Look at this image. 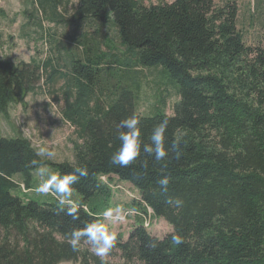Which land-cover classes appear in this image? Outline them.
I'll return each instance as SVG.
<instances>
[{
    "label": "trees",
    "instance_id": "obj_1",
    "mask_svg": "<svg viewBox=\"0 0 264 264\" xmlns=\"http://www.w3.org/2000/svg\"><path fill=\"white\" fill-rule=\"evenodd\" d=\"M60 1L48 0L44 8L54 12ZM75 16L110 22L122 56H89L85 47L83 58L63 64L65 72L52 65V57L41 63L0 57V119L35 90L43 70L48 83L65 79L62 116L81 140L74 142L72 161L56 163L37 156L28 138L6 137L0 129V264H101L86 241L74 251L69 239L74 228L101 222L111 199L103 176L131 183L139 192L135 207L142 214L151 209L172 226L159 238L138 222L126 240L118 237L106 264H264V44L245 43L236 1L78 0ZM59 60L61 55L54 61ZM155 67L165 68L178 84L173 115L136 109L135 70ZM123 70L129 71L125 80ZM104 90L109 95L102 99ZM133 114L140 117L144 143L168 120L167 158L155 161L142 152L128 167L111 164L120 145L117 125ZM33 160L60 175L87 167L88 176L73 185L81 198L78 220L66 215L67 205L56 196L25 199L16 192L17 176L31 188ZM164 175L167 193L157 183ZM174 234L182 237L181 245L171 242Z\"/></svg>",
    "mask_w": 264,
    "mask_h": 264
},
{
    "label": "rangeland",
    "instance_id": "obj_2",
    "mask_svg": "<svg viewBox=\"0 0 264 264\" xmlns=\"http://www.w3.org/2000/svg\"><path fill=\"white\" fill-rule=\"evenodd\" d=\"M171 1L143 0L145 4ZM225 1L227 0H217V3L222 4ZM234 1L238 5L237 26L244 36L245 43L264 44V0ZM47 2L48 0H0L1 58L25 62L34 59L41 63L52 57V65L59 68L58 71L65 72V66L69 67L73 59L84 57L85 47L90 48L89 56L96 52L122 56L123 46L110 22L99 25L90 19H75L78 0H61L54 12L49 7L44 8ZM82 43L84 44L81 46ZM60 55L61 60L56 63L54 60ZM50 71L51 68L48 69V72ZM135 71L139 81L136 94L137 111L143 115H154L158 112L173 115L174 105L180 98L179 87L168 71L163 67L137 68ZM122 72L125 73L122 77L125 80L129 71ZM44 73L47 72H40L41 79L35 90L27 94L22 104H11L7 116L0 119V129L6 137L28 138L37 150L42 146L48 147L54 153L51 157H44L49 161H72L74 142L80 143L81 140L75 126L62 116L65 106V79L60 78L48 83ZM103 94L102 99L107 97L109 92L104 90ZM46 166L51 173H56L52 167ZM33 176L30 189L24 187L19 176L15 177L20 185L16 190L18 194L25 199L42 200H50L51 195L55 196L38 193L36 187L42 181L37 171ZM102 179L108 181L111 188L108 208L122 206L127 212L125 220L121 222H108L101 216V222L107 224L110 231H115L117 237L126 240L138 222H142L151 235L159 238L172 231V226L163 218L154 216L151 209L147 208V213L142 214L140 209L135 207L139 192L131 183L121 181L117 176H103ZM72 200L77 204L81 200L74 190ZM113 260L118 261V258ZM58 264L79 263L64 261Z\"/></svg>",
    "mask_w": 264,
    "mask_h": 264
},
{
    "label": "clouds",
    "instance_id": "obj_3",
    "mask_svg": "<svg viewBox=\"0 0 264 264\" xmlns=\"http://www.w3.org/2000/svg\"><path fill=\"white\" fill-rule=\"evenodd\" d=\"M168 120L163 119L157 124L151 135L150 143H144L141 137L140 117L133 114L122 119L117 128L120 130L118 139L120 145L110 157L112 165L119 167H128L132 165L143 152L147 156L153 157L155 161H162L168 157L169 151L165 147V133L168 128ZM175 150V156L180 158L179 143L172 145ZM37 156L51 157L54 153L48 147H40ZM31 164L36 167L41 183L36 187V191L43 195L54 194L60 205H67L66 215L73 220L79 219L80 206L72 200L73 185L79 182L81 178L88 176L87 167H76L72 172L64 175L51 173L46 165L41 161L33 160ZM147 167V161H145ZM161 192L167 193L169 186V177L164 175L157 181ZM173 203L171 199L168 201ZM175 205L179 207L182 201L175 200ZM102 216L108 222H121L125 220L127 212L122 206L110 207L103 211ZM117 233L110 231L107 224L103 222L85 223L82 228H74L70 233L69 243L72 249L78 250L82 241H86L91 246V251L101 258V264H106L105 258L109 255L112 248L117 242ZM171 242L179 246L183 243V239L179 234L171 236ZM155 248V242L151 245Z\"/></svg>",
    "mask_w": 264,
    "mask_h": 264
}]
</instances>
